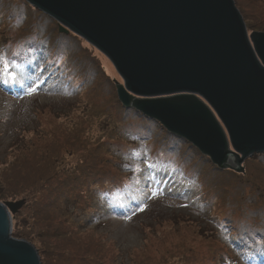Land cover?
<instances>
[{
	"label": "rangeland",
	"instance_id": "1",
	"mask_svg": "<svg viewBox=\"0 0 264 264\" xmlns=\"http://www.w3.org/2000/svg\"><path fill=\"white\" fill-rule=\"evenodd\" d=\"M233 2L248 36L264 33V0ZM29 6L0 0V50L4 48L7 58L19 55L17 42L31 27L47 42L40 41L32 53L33 69L44 66L42 73L35 76L27 70V82L21 76L23 82H14L9 74L5 83L0 79V202L25 201L11 216L12 236L30 243L41 264H215L223 256V262L234 257L240 263L264 264V243L260 258L255 249L244 257L243 245L237 247L233 238V233L246 234L250 224H264V157L252 161L264 153L244 160L243 175L231 170L243 185L240 197L228 204V191L219 192V185L216 193L210 181L221 183L229 169L217 168L157 122L125 110L114 84L122 81L109 60L73 33H58L57 22L47 15L28 13ZM16 9L24 19H8ZM51 49L65 56L66 62L56 61L60 70L45 61L44 52ZM44 75L38 89L25 95L24 89ZM126 130L149 134L153 150L174 151L168 155L199 180L179 183L176 175V183L169 179L160 188L153 187V177L142 179L143 185L140 180L131 190L132 196L142 195L133 211L115 213L109 197L97 199L96 194L124 176L115 163L128 144ZM142 152L128 160L143 163ZM143 170L145 177L151 176ZM199 192H209L211 205L203 212ZM123 199L126 207L131 204L125 195ZM145 200H151L149 206ZM229 206L236 211L228 213ZM220 220H226L233 233Z\"/></svg>",
	"mask_w": 264,
	"mask_h": 264
},
{
	"label": "water",
	"instance_id": "2",
	"mask_svg": "<svg viewBox=\"0 0 264 264\" xmlns=\"http://www.w3.org/2000/svg\"><path fill=\"white\" fill-rule=\"evenodd\" d=\"M112 64L117 99L243 175L264 153V33L249 36L233 0H23ZM25 201L0 202V264H41L12 236Z\"/></svg>",
	"mask_w": 264,
	"mask_h": 264
},
{
	"label": "trees",
	"instance_id": "3",
	"mask_svg": "<svg viewBox=\"0 0 264 264\" xmlns=\"http://www.w3.org/2000/svg\"><path fill=\"white\" fill-rule=\"evenodd\" d=\"M22 1L23 0H19V3L25 4V2L24 1L22 2ZM35 11L36 9H34L31 6H29V9L27 10V12L30 14H32ZM0 17H1V12H0ZM18 17L21 19H24V14L23 12L16 9L11 12L8 19H13L14 21ZM57 32L59 33L58 30ZM40 41H42L43 43H47L43 41V36H40V37L37 36L34 29L31 27V31L28 33V35L25 38L20 39L17 42L19 55L7 58L6 51L4 50V48L0 50V58H2V60H0V79L2 80V82L5 83L6 74H9L10 79L14 82H23V81L27 82L29 79L28 75H30L27 73V70H31L32 71L31 75L35 73V76L42 73V69L44 68V66H42L39 70H34L33 69L34 68L33 59H32V53L35 54L33 50H35L39 46ZM35 45L36 47H34ZM44 53L46 56L45 61L48 62V66L51 67L52 69L59 68L60 70V67L56 65V61L66 62L64 59L65 58L64 54L58 52L57 50L51 49V50L45 51ZM21 70H23L24 74L28 77V79H23V81H21L20 79ZM45 78H46V75H44L35 84L36 89H38V87L42 84V82L45 81ZM75 78L77 79V77ZM150 121H153V120H150ZM158 128L163 129L160 125ZM124 135L128 141V144H126L124 149L121 150L120 155H122V157L120 158V160H117L115 163L116 167L121 170L124 176L122 178H119L114 184H109V186L107 185V190L100 192V194H96L97 199L104 197V196H108L112 202V209L115 213L126 215V213H130L133 211L132 208L134 207V205H137L142 195L138 196V192H137L134 196H132L133 191L131 190H136L133 187L139 186L140 180H141L140 185L142 186L143 185L142 179L148 180L150 177H153V187L156 185H160V188H162L163 184H167V181L169 179H171L172 182H175L176 175L178 176L176 179H178L179 183H186V184L189 183L190 184V182L192 181L199 180L198 177L192 176L190 172H188L186 168H184V165L179 163L177 157L168 155V154L174 155V151H171L168 148L166 149V151L162 149L153 150L154 146L151 142L153 138L149 136V134L144 133V132H139V131L126 130V132H124ZM182 143L184 144L183 141ZM142 150H144V152L142 153L143 154L145 153L144 154L145 161L141 164L138 163V161H136L134 162L136 164L133 166L134 163H131L128 160V158L133 157L132 155L141 153ZM126 156L128 157L125 158ZM260 157H264V154L255 156L252 159V161L256 162L260 159ZM129 167L130 169H133V170L128 171ZM144 168L146 170H149V172L151 173V176L146 175L145 177V174L143 175ZM230 171L231 170H227L228 175L225 176V178L222 180L221 183L210 181V184L216 193L218 192L217 188L219 185L222 186V190H220L219 192H222L223 190L228 191V194L226 195V199L228 201L227 203L232 205L234 200L240 197L239 195L241 192L240 188H242L243 184L240 182L239 175H236L232 171L231 172ZM142 175H143V178H142ZM248 182H251V181H248ZM254 185L259 188L258 185L256 184ZM175 186H172V188L174 189ZM116 191H119L120 194L116 197H113L115 196ZM126 191H131V192L126 193ZM207 193L209 192H206L204 194L200 193V196H199L200 201L203 203V207L201 208L202 212L205 210V208H209L211 205L210 200H208L206 197ZM124 195H125V198H127V200L129 199L131 201V204L127 207L125 206V201L123 199ZM203 195H204V199L202 197ZM150 201L151 200L146 201L144 206H149ZM240 204L244 205L243 201H240ZM128 207H130V211L127 210ZM228 208L229 209L226 210L228 213H232L233 211H236L233 208H231V206H229ZM63 209L66 211L65 207H63ZM220 223H223V225L227 224L226 226L233 233L232 228L230 227L229 223L226 220H220ZM263 223H264V220H263ZM253 226L255 229H253ZM249 227H250L249 231L242 236H238L237 233H233V238L238 239V242H236L235 244L236 246L238 245V243H241L243 245L241 248L245 249V251L241 255H243L244 257L253 255V254H249L247 251L250 249H255L259 252L258 254H255V255L257 256V258H260L261 253H262V250H260V247L264 243V224L260 226L259 225L255 226V224L253 223V224H250ZM256 248H259V249H256ZM223 260L225 261L224 256L222 257V260L219 263L215 262V264H245V263H240V261L235 259L234 257L226 258V262H223ZM252 260L253 258H250V261Z\"/></svg>",
	"mask_w": 264,
	"mask_h": 264
},
{
	"label": "snow or ice",
	"instance_id": "4",
	"mask_svg": "<svg viewBox=\"0 0 264 264\" xmlns=\"http://www.w3.org/2000/svg\"><path fill=\"white\" fill-rule=\"evenodd\" d=\"M0 60H2V58H0ZM20 75L22 79H28V77L24 74L23 70H21ZM35 91H36V86L34 82L24 89L25 95H29V96L32 95ZM137 210L142 211L143 209L138 208Z\"/></svg>",
	"mask_w": 264,
	"mask_h": 264
},
{
	"label": "bare ground",
	"instance_id": "5",
	"mask_svg": "<svg viewBox=\"0 0 264 264\" xmlns=\"http://www.w3.org/2000/svg\"><path fill=\"white\" fill-rule=\"evenodd\" d=\"M106 70H107L108 73H112L111 68H110L108 65H107V67H106ZM161 127H162V126H161ZM260 261L264 262V259L261 258Z\"/></svg>",
	"mask_w": 264,
	"mask_h": 264
}]
</instances>
